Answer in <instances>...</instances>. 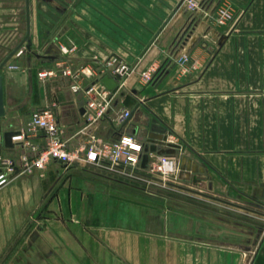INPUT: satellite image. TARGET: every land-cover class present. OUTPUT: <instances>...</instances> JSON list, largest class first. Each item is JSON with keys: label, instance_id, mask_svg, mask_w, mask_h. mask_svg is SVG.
I'll list each match as a JSON object with an SVG mask.
<instances>
[{"label": "crops", "instance_id": "1", "mask_svg": "<svg viewBox=\"0 0 264 264\" xmlns=\"http://www.w3.org/2000/svg\"><path fill=\"white\" fill-rule=\"evenodd\" d=\"M199 1L189 12L182 0H126L123 17L117 1L83 4L79 9L93 14L74 17L50 40L55 21L45 11L54 14V5L30 0V47L0 69L2 153L17 163L34 155L17 132H26L32 112L45 106L70 147L80 138L88 116L83 91H72L68 76H37L63 58L60 46L74 44V65L97 68L96 60L115 55L134 66L108 116L88 131L105 141L133 135L143 148L154 146L149 162L171 150L164 153L176 159L179 182L198 196L151 195L94 168L52 160L0 187V256L29 223V248L44 250L49 262L264 264V230L251 245L240 233L231 239L229 213L196 200L234 198L264 209V0ZM223 5L235 17L221 25L215 16ZM12 11L0 0V61L15 45ZM152 64L163 65L161 73L143 83L138 72ZM123 108L133 113L119 123ZM5 132H14L9 143ZM26 140L45 144L42 131Z\"/></svg>", "mask_w": 264, "mask_h": 264}, {"label": "built area", "instance_id": "2", "mask_svg": "<svg viewBox=\"0 0 264 264\" xmlns=\"http://www.w3.org/2000/svg\"><path fill=\"white\" fill-rule=\"evenodd\" d=\"M216 21L224 25L231 22L235 14L226 5L216 9ZM75 45L60 46L64 55L54 66L40 68L37 76L40 80L55 78L58 75L73 78L70 85L72 91L82 90L86 97V108L88 111L87 124L77 134L80 138L74 146L68 145V140L63 137V128L59 124L54 110L51 106H45L32 112L27 131L19 132L17 135L25 140L31 147L34 155H23L17 163L2 153L3 135L0 133V187L8 184L17 174L32 173L35 169H44L46 165L56 160L65 165L80 164L94 168L98 171L106 170L115 176L131 179H144L148 186L153 174L159 177L158 183L166 185V179L176 176L177 162L169 154H156L154 159L148 163L146 168L140 165L143 153V144L133 135L124 133L117 139L105 141L93 132H89L88 124L104 119L113 105L114 98L124 86L125 80L133 73L134 66L118 56L111 55L103 61L97 62L98 67L88 63L74 65L69 60L68 54L74 51ZM20 50V49H19ZM19 50L17 52H19ZM181 60H186L182 55ZM163 65H149L138 72L139 79L146 84L151 83L161 73ZM108 75L117 82V89H109L101 81V77ZM130 115V110L123 108L117 114L116 120L124 122ZM42 131L45 137V144L37 148L30 144L26 138L30 134ZM147 169L152 175L147 173ZM158 184V185H159Z\"/></svg>", "mask_w": 264, "mask_h": 264}, {"label": "rangeland", "instance_id": "3", "mask_svg": "<svg viewBox=\"0 0 264 264\" xmlns=\"http://www.w3.org/2000/svg\"><path fill=\"white\" fill-rule=\"evenodd\" d=\"M2 6L15 9L12 13H8L9 19L18 20V24L16 25V34L14 35V39L12 40V45H16L25 34V0H1ZM116 2L119 4V9L121 10L120 15L125 13L124 7L122 4L125 3L126 0H39V2L44 3L45 5H50L52 9V5H54V14L52 12L45 11L46 14L49 15L50 19L55 21L54 29L48 30L47 34H50V37L47 39L51 40V35L61 31L67 24L70 22L73 24V18L77 16H85V13L88 16V13L93 14V11H89L87 7V12L81 11L80 7H84L83 4H87L86 6H90L93 8L95 3L108 4L110 2ZM186 4L187 10L190 12L192 8H200L202 2L199 0H182ZM52 4V5H51ZM121 6V7H120ZM122 16V15H121ZM123 17V16H122ZM216 18V17H215ZM194 19L191 23L186 26L183 31L182 37L186 36L189 33L191 26L193 25ZM46 44V43H45ZM14 45V46H15ZM50 47L52 50L55 49V44L50 42ZM74 45V44H72ZM71 45V46H72ZM13 46V47H14ZM46 46H44L45 48ZM11 48V47H10ZM43 48V47H42ZM41 48V49H42ZM43 51V50H42ZM100 172L119 179H123L137 187H141L144 192L156 195V194H166L171 197H179L186 196L190 197L196 195L193 191L184 188L181 182H179L178 176H171L166 179V185L162 186L158 183L159 177L157 174H153L154 180L146 186L144 179H131L121 176H115L106 170H100ZM147 173L151 174V171L147 169ZM28 174V173H27ZM26 174V175H27ZM159 184V185H158ZM137 192L138 190L132 188ZM198 204L201 206H205L210 208L216 212H228L229 213V226L231 239H236L235 235L240 233L244 238V241L247 245L254 244L258 237L259 231L264 230V209L254 206L252 203L242 202L241 200H237L234 198H230V203L222 202L219 200H207L205 197L196 199ZM42 211V210H41ZM41 212L39 211L38 215ZM225 214V213H224ZM227 222L224 220V223ZM25 228L22 230L21 234H17L11 238V240L6 245V250L0 256V264H62L63 262H49V257L46 255L44 250H31L28 246L27 242V227H29V223H26ZM239 228V229H238ZM243 234V235H242ZM64 264H77L76 262H65ZM87 264H90L87 262Z\"/></svg>", "mask_w": 264, "mask_h": 264}, {"label": "water", "instance_id": "4", "mask_svg": "<svg viewBox=\"0 0 264 264\" xmlns=\"http://www.w3.org/2000/svg\"><path fill=\"white\" fill-rule=\"evenodd\" d=\"M25 34L22 37V39L8 52V54L0 61V69L7 63V61L23 46L25 45L27 48H29V42H30V0H25ZM37 57L43 56L39 53H35ZM49 54H45V56H48ZM51 57V56H50ZM101 81L107 86L109 89L116 90L117 89V82L115 81L114 78L104 75L101 77ZM1 79H0V101H1ZM135 109V108H134ZM133 111L130 112V115L128 118L131 117ZM127 118V119H128ZM127 119L124 121L126 122ZM123 122V123H124ZM19 133V132H17ZM14 132H5L4 133V140L5 142L9 143L11 140V137L13 136ZM155 150L154 146H151L149 149L147 146L143 148V153L141 156V162L140 165L144 169L148 166L149 163V153L153 152ZM169 153L171 150H161L158 151L157 154H162V153Z\"/></svg>", "mask_w": 264, "mask_h": 264}]
</instances>
